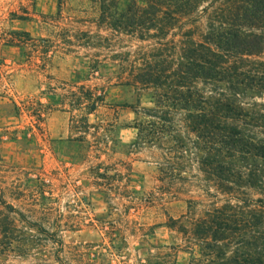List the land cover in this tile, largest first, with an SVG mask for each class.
<instances>
[{
  "label": "rangeland",
  "instance_id": "1",
  "mask_svg": "<svg viewBox=\"0 0 264 264\" xmlns=\"http://www.w3.org/2000/svg\"><path fill=\"white\" fill-rule=\"evenodd\" d=\"M135 36L98 0H0V264H189L171 219L189 226L213 189L134 144L130 106H152L125 85L150 49Z\"/></svg>",
  "mask_w": 264,
  "mask_h": 264
},
{
  "label": "trees",
  "instance_id": "2",
  "mask_svg": "<svg viewBox=\"0 0 264 264\" xmlns=\"http://www.w3.org/2000/svg\"><path fill=\"white\" fill-rule=\"evenodd\" d=\"M98 4L110 29L151 41L125 81L151 95V107L130 106L134 144L160 149L165 175L188 182L196 170V185L213 189L189 226L171 219L189 264H264V0Z\"/></svg>",
  "mask_w": 264,
  "mask_h": 264
}]
</instances>
